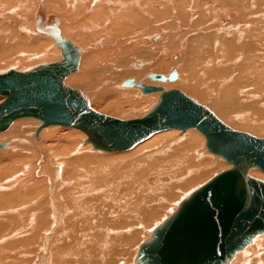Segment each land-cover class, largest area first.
<instances>
[{"label": "bare ground", "instance_id": "bare-ground-1", "mask_svg": "<svg viewBox=\"0 0 264 264\" xmlns=\"http://www.w3.org/2000/svg\"><path fill=\"white\" fill-rule=\"evenodd\" d=\"M58 37L79 55L65 84L91 99L101 114L143 118L164 92L187 88L197 103L209 100L205 107L232 129L258 138L264 130V0H0V75L63 61ZM176 69L178 74L170 73ZM146 76L174 83L158 86ZM213 84L235 91L242 110L253 112H231L210 92ZM144 86L158 87L160 94L144 93ZM32 120L43 124L22 118L0 132L9 143L0 150V264H114L122 252L116 264H125L129 247L145 230L151 237L134 259L143 264L141 246L208 182L192 185L210 172L216 177L233 168L212 152L200 154L207 139L194 128L180 130L182 136L179 129L162 131L132 149L106 153L80 129L51 125L37 133ZM263 173L255 167L248 177L264 182ZM172 191L182 195L172 200ZM98 194L124 205V218L118 210L111 214L127 224L106 229L100 242L97 230L91 240L92 230L83 228L79 239L78 224L92 221ZM158 199L172 204H165L163 215L165 207H152ZM149 211L156 215L146 224L141 216ZM60 237L72 244L52 241ZM228 264H264V233Z\"/></svg>", "mask_w": 264, "mask_h": 264}, {"label": "water", "instance_id": "water-1", "mask_svg": "<svg viewBox=\"0 0 264 264\" xmlns=\"http://www.w3.org/2000/svg\"><path fill=\"white\" fill-rule=\"evenodd\" d=\"M64 60L33 71L0 75V132L22 118L84 131L98 150H129L155 134L194 128L207 139L213 154L233 165L184 201L180 209L141 246L143 264H228L254 236L264 233V182L248 171L264 172V138L237 131L211 110L180 90L164 92L160 104L143 118L121 120L95 111L89 101L65 84L79 55L74 45L57 38ZM171 80L176 75H171ZM155 80L162 79L155 75ZM160 91L144 86V93ZM0 144V148L4 147Z\"/></svg>", "mask_w": 264, "mask_h": 264}, {"label": "rangeland", "instance_id": "rangeland-1", "mask_svg": "<svg viewBox=\"0 0 264 264\" xmlns=\"http://www.w3.org/2000/svg\"><path fill=\"white\" fill-rule=\"evenodd\" d=\"M35 30H36V28H35ZM38 32V31H37ZM38 33H40V32H38ZM137 61H143V62H149V61H153V59H151V58H140V59H138ZM150 63H148V65H149ZM153 64V63H152ZM151 64V65H152ZM147 65V66H148ZM133 66H135L134 65V63H133ZM146 65H144V67H145ZM150 66V65H149ZM136 67V66H135ZM175 67V66H174ZM136 68H138V67H136ZM143 67H141V69H142ZM139 69V68H138ZM173 71H176V73L178 72L177 71V69L176 70H172L170 73H172ZM169 73V74H170ZM151 74V73H150ZM156 74H158V73H156ZM160 74V73H159ZM169 74L166 76V77H168L169 76ZM178 74V73H177ZM149 75V74H148ZM147 75V76H148ZM145 77V79L147 80V81H150V82H156V83H159V85L158 86H160V85H164V84H173V83H171V82H160V81H152L150 78H148V77ZM130 80V79H129ZM209 80H212L211 78H209ZM174 81V80H173ZM121 83H123V82H121ZM105 85L106 86H109V83L107 84V83H105ZM212 87L214 86V84L213 85H211ZM76 87H78V86H76ZM120 87H121V85H120ZM122 89H127V88H130V87H121ZM207 89H208V87H206ZM79 89V88H78ZM139 89V92H140V94H143L142 92H141V90H140V88H138ZM176 89H180V88H176ZM185 89H187V88H185ZM185 89H180L181 91H183L186 95H188L185 91ZM206 89V90H207ZM221 89V90H220ZM232 91V92H231ZM210 92L213 94V96H214V98H216V99H218V101L220 102V103H222V105H226V106H228V108H229V110L231 111V112H233V111H235V112H237V113H239V114H244V113H248V114H250L251 112H253L252 110H248L247 112H245V111H243L242 110V108H243V106L239 103V99H237L238 97H237V93L235 92V91H233L232 89H229V88H226V87H213L212 89H210ZM153 94H160V92H157V93H153ZM236 94V95H235ZM85 96V95H84ZM189 96V95H188ZM190 97V96H189ZM235 97H237V98H235ZM85 98L87 99V100H91V99H88V97L87 96H85ZM191 98H193V99H195L197 102H199V103H201L200 101V99H198V98H194L193 96H191ZM238 100V101H237ZM205 101H206V99H205ZM203 102L202 101V104H204V103H206V104H204L206 107H208L209 108V106H211L210 104V102H209V100L208 101H206V102ZM230 102V103H229ZM237 103V104H236ZM156 104V103H155ZM154 104V105H155ZM209 105V106H208ZM241 107V108H240ZM211 108V107H210ZM237 109V110H236ZM213 110V109H212ZM148 112V111H147ZM146 112V113H147ZM145 113V114H146ZM108 114V113H107ZM144 115V114H143ZM142 115V116H143ZM140 116V115H139ZM138 115L137 116H135V118L134 117H128V118H125V119H136L137 117H139ZM33 122H36V123H38V125H39V127H40V125H41V123L39 122V121H36V120H32ZM38 127V128H39ZM61 128V127H60ZM46 129H48V128H46ZM43 130H45V129H43ZM49 130H51V129H49ZM242 132H245V131H242ZM257 132H259V131H257ZM261 132V135L259 136V138L260 137H264V130H262V131H260ZM36 133V132H35ZM248 133V132H247ZM186 133H183L182 131H180L179 130V136H182V135H185ZM255 136V135H254ZM257 137V136H256ZM7 137H5V136H2L1 135V133H0V144H7L8 146H9V143H6L5 142V139H6ZM34 138H35V136H34ZM35 142H36V140H35ZM87 145H89V144H87ZM90 146V145H89ZM0 150H2L1 148H0ZM204 150V151H203ZM203 150H201L200 151V154H206V153H211L209 150H208V148L206 147V144H205V146H204V148H203ZM103 153H105V152H103ZM106 153H108V152H106ZM110 153H112V152H110ZM216 156V155H215ZM205 157V156H204ZM206 159H207V157H205ZM205 159V160H206ZM217 168L218 167H213L212 168V171H214L215 169L217 170ZM214 169V170H213ZM221 172H223V171H221ZM221 172H219V173H221ZM218 173V174H219ZM264 174V173H263ZM211 172L209 173V174H206L205 176H203L202 177V179H200L198 182H196L195 183V185L193 184L192 185V187H194V186H196V185H198V184H206L207 182H209L211 179H213L214 177H215V175H211ZM211 179H210V178ZM209 178V179H208ZM102 180L104 181V178H102ZM98 181V180H97ZM202 181H204L203 183H202ZM105 182V181H104ZM203 186V185H202ZM191 187V186H190ZM38 190L40 189V186H38V187H36ZM37 190V191H38ZM187 190V189H186ZM175 192V191H174ZM173 191H172V197H173V193H174ZM99 196H102L101 194H98ZM178 196H176V194L174 195V197H173V199L172 200H175V199H178L181 195H182V193L180 192V194L178 193L177 194ZM112 197H113V195L111 196V198L110 199H108V200H105V197H104V199H103V196H102V198H99V201H100V203H99V201H95V204H97V211H96V213H94V215H92V216H90V219H92V221L91 222H89V219L87 220V224L85 223L84 224V222H81V224L79 223L78 224V229H79V231L78 232H80V234L81 233H83L84 235H85V231H84V229L85 228H87V229H90L89 230V232L92 230V232H91V234H93V232H96V230H97V232H98V238H96L99 242L102 240V238H103V235H104V233H105V230L106 229H110V231H112L113 230V227H122V226H125L126 224H127V222H126V220H122L121 219V221H115V220H113L114 218L112 217V214H111V210H114L115 212H117L116 210H118V211H120V215H121V217L122 218H124V216H125V212H126V210H125V207H124V205L123 206H121V204H119L120 202L119 201H115L114 199H112ZM102 201H101V200ZM116 202V203H115ZM165 204H166V206L168 205V207L169 206H172V204L170 205V204H168V203H165V202H160V200L158 199L157 201H156V204L155 205H152V207H154V206H159V208H161V207H165V208H163L164 210H163V212L161 213V211H159V213L161 214V215H163V214H165V213H167V210H168V207L166 208V206H165ZM118 205V206H117ZM162 205V206H161ZM115 206H117V207H115ZM125 210V211H124ZM177 210V209H176ZM175 210V211H176ZM122 211V212H121ZM108 212H110V215H109V213ZM122 213V214H121ZM125 213V214H124ZM149 213V214H148ZM147 214L145 213V215H142L141 216V218L143 219V221L145 220L148 224L149 223H151V222H153V220L154 219H151V217H153L154 215H156V212H154V211H149ZM154 214V215H153ZM119 215V216H120ZM160 216V215H159ZM171 216V215H170ZM137 217H139V216H137ZM145 217V218H144ZM147 218V219H146ZM137 221V220H136ZM134 222V220H133V224L134 223H139V222ZM144 221V222H145ZM145 222V223H146ZM117 225H116V224ZM146 223V224H147ZM119 224V225H118ZM80 225V226H79ZM85 226V227H84ZM81 227V228H80ZM84 228V229H83ZM82 231H84V232H82ZM144 231V232H143ZM140 232H141V234L140 235H137L136 236V240L135 241H133L132 242V244H131V246L129 247V250H128V252H127V255H126V258L125 259H123L124 260V262H125V264H136L135 262H134V259H136L135 257H137L136 255H138L137 253L139 252L138 250H139V247H140V245L145 241V240H147L148 238H150L151 237V234H148L145 230H140ZM146 232V233H145ZM83 234H81V235H79L78 234V238L79 239H81V238H84L82 235ZM96 234V233H95ZM101 234V235H100ZM142 235H145V236H142ZM148 235V237L147 238H145L146 236ZM53 236H55V233H54V235ZM94 236V234L91 236V240H92V237ZM112 239H113V237H111ZM58 239H60V241L58 242L59 244H64L65 242H67V244L68 245H70V244H72V240H71V238H68V240H67V238H66V240H64V238L63 237H60V238H57V239H53L52 241L54 242L55 240H58ZM70 240V241H69ZM89 241L90 240H87V241H85L84 240V242H85V244H86V242H87V244L89 243ZM138 241H139V243H138ZM142 241V242H141ZM84 244V243H83ZM136 244V245H135ZM137 247V248H136ZM244 252V251H243ZM135 253V254H134ZM123 254V252L122 253H120V255L119 256H117V258L118 257H121V255ZM134 256V257H133ZM130 257V258H129ZM116 258V259H117ZM116 259H114V264H116ZM33 260V259H32ZM128 260V261H127ZM129 260H130V262H129ZM133 260V261H132ZM138 263H140V261L138 260ZM31 264H33V263H31Z\"/></svg>", "mask_w": 264, "mask_h": 264}]
</instances>
